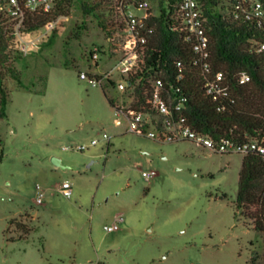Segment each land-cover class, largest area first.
Segmentation results:
<instances>
[{
  "label": "rangeland",
  "instance_id": "rangeland-1",
  "mask_svg": "<svg viewBox=\"0 0 264 264\" xmlns=\"http://www.w3.org/2000/svg\"><path fill=\"white\" fill-rule=\"evenodd\" d=\"M111 18L99 0H74L54 34L9 55L22 82L4 81L0 264H251L252 256L264 264L263 235L236 208L243 154L130 132L104 89L80 79L81 71L101 74L117 62L92 64L88 56L94 45L120 48L117 31L107 30L118 27ZM147 170L156 172L149 181ZM63 182L71 185L69 198L58 191ZM36 186L42 204L35 203ZM117 215L120 229L106 232Z\"/></svg>",
  "mask_w": 264,
  "mask_h": 264
},
{
  "label": "built area",
  "instance_id": "built-area-1",
  "mask_svg": "<svg viewBox=\"0 0 264 264\" xmlns=\"http://www.w3.org/2000/svg\"><path fill=\"white\" fill-rule=\"evenodd\" d=\"M99 1L109 9L112 17L110 24L115 22L118 26L116 28L110 25L107 30L112 34L115 29L121 44L119 49H113L112 52L94 45L88 54L89 61L97 64L101 57H106L109 60L117 58V62L101 74L81 71L79 77L89 81L92 86H100L104 90L115 89L124 95V100L121 103L115 101L114 107L116 115L127 121L130 132L160 143L190 141L218 154L264 153V144L257 139L228 136L215 138L194 129L183 112L186 98L172 90L171 85L166 86L161 77L149 72L146 61L147 38L152 30L149 19L158 17L163 8L168 23L193 52L192 61L201 71L206 95L216 100L227 93L229 83L222 72L213 71L210 62L208 18L202 0H174L171 5L169 0H157L156 9L153 8L151 0ZM60 2L61 0H0V48L7 45V49L20 50L22 43L26 46H38L37 40L51 33L58 20L64 17L59 16L36 29H27L28 17L34 13L52 12ZM219 11L235 22L255 26L264 35V0H222ZM114 38L113 35L108 37L111 45H115ZM250 49L264 51V40L251 41ZM176 67L179 72H183L182 61H178ZM183 77L177 76V81ZM112 81L114 84H111ZM247 81L249 75L241 73L239 83ZM141 96L146 99V104L139 108L138 101ZM119 123L117 121L116 124ZM103 138L106 139L107 135L103 134ZM97 142L94 139L89 145ZM86 148V145L77 147L78 150ZM155 175L154 170L142 171V177L147 181ZM58 191L69 198L72 194L70 183L63 182ZM43 197L44 192L36 186L35 203L42 204ZM121 222L122 215H117L114 222L105 226L104 230L117 231Z\"/></svg>",
  "mask_w": 264,
  "mask_h": 264
},
{
  "label": "trees",
  "instance_id": "trees-1",
  "mask_svg": "<svg viewBox=\"0 0 264 264\" xmlns=\"http://www.w3.org/2000/svg\"><path fill=\"white\" fill-rule=\"evenodd\" d=\"M73 1L61 0L52 12L32 14L28 17L26 28L36 29L59 16H68ZM169 1L170 5L174 2ZM202 1L208 18L210 62L213 71L222 72L229 83L227 93L216 100L206 95L201 71L192 61L193 52L168 23L163 8L158 17L149 19L152 28L146 45L149 72L161 77L166 86L171 85L172 90L186 98L183 112L194 129L215 138H254L264 144V51L250 49L251 41H263L264 35L255 26L235 22L221 13L219 3L222 0ZM83 10L89 12L84 2ZM11 52L7 45L0 48V119L6 116L5 109L9 102V92L4 83L6 76H11L18 83L22 82L19 73L10 64ZM178 61L184 64L183 72H179L176 67ZM243 72L249 75V81L241 84L239 76ZM179 75L184 77L177 81ZM103 93L109 104L115 106V99L105 90ZM145 102L146 99L141 96L139 108ZM2 157L1 151L0 160ZM236 208L243 211L249 225L264 238V153L243 154ZM17 228L22 236L30 231L20 224H17ZM250 262L254 264V256Z\"/></svg>",
  "mask_w": 264,
  "mask_h": 264
},
{
  "label": "water",
  "instance_id": "water-1",
  "mask_svg": "<svg viewBox=\"0 0 264 264\" xmlns=\"http://www.w3.org/2000/svg\"><path fill=\"white\" fill-rule=\"evenodd\" d=\"M52 163L55 165V166H62L61 165V160L59 159V158H57V157H52ZM63 168L65 167V166H62Z\"/></svg>",
  "mask_w": 264,
  "mask_h": 264
}]
</instances>
